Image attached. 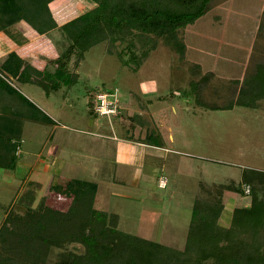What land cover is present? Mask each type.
Returning <instances> with one entry per match:
<instances>
[{
	"label": "rangeland",
	"instance_id": "rangeland-1",
	"mask_svg": "<svg viewBox=\"0 0 264 264\" xmlns=\"http://www.w3.org/2000/svg\"><path fill=\"white\" fill-rule=\"evenodd\" d=\"M84 1L92 5L55 0L56 13L49 8L60 21L58 9L67 19ZM178 34L183 55L158 38L136 69L115 54L118 46L112 51L101 41L50 96L33 86L34 101L50 118L34 110L40 119L24 120L16 166L0 167V224L10 210L59 206L45 202L49 194L69 205L59 186L86 179L97 183L93 209L117 213L119 230L182 249L198 182L238 181L243 167L264 169V98L253 108L227 106L238 82L264 61V0H210ZM41 36L40 44L57 55L69 44L60 27ZM114 88L118 114H96L94 93ZM223 201L229 211L250 199L225 192Z\"/></svg>",
	"mask_w": 264,
	"mask_h": 264
},
{
	"label": "trees",
	"instance_id": "trees-1",
	"mask_svg": "<svg viewBox=\"0 0 264 264\" xmlns=\"http://www.w3.org/2000/svg\"><path fill=\"white\" fill-rule=\"evenodd\" d=\"M52 1L0 0V31L12 34L11 27L24 21L39 35L56 27L67 35V47L40 70L13 51L0 63L17 83L32 81L37 73L35 83L48 92L65 74L75 77L67 70L75 71L84 53L101 41L112 51L118 46L115 54L136 69L158 38L183 55L178 33L206 12L210 0H90L91 7L62 24L49 8ZM0 84L2 94L4 89L15 92L2 77ZM263 98L264 61L238 82L237 97L227 106L253 108ZM1 105L18 111L0 114V167L13 169L23 122L34 114L17 110L9 100ZM58 189L59 195L70 196L65 211L43 204L6 213L0 224V264H264V169L243 167L238 181L198 182L182 249L119 230L117 213L93 211L95 181L70 179ZM225 192L244 194L250 202L225 210ZM222 216L227 223H221ZM52 249L59 251L50 263Z\"/></svg>",
	"mask_w": 264,
	"mask_h": 264
},
{
	"label": "crops",
	"instance_id": "crops-1",
	"mask_svg": "<svg viewBox=\"0 0 264 264\" xmlns=\"http://www.w3.org/2000/svg\"><path fill=\"white\" fill-rule=\"evenodd\" d=\"M55 1V0H54ZM60 2H62L61 0H59ZM53 2V1H52ZM50 2V3H52ZM66 2V1H65ZM85 2V1H84ZM49 3V4H50ZM68 3V2H67ZM86 4L84 5V7L82 9L79 10V12H77L76 14H74L71 17H68L67 19L63 17L64 16H60L61 14V9H58V16L60 17V21L58 20V18L56 17V21L58 24H62L68 20H70L71 18L75 17L76 15H78L79 13H81L82 11L87 10L89 7L88 2H85ZM51 9V8H50ZM68 10L70 11V8H68ZM60 14V15H59ZM54 15V14H53ZM55 17V15H54ZM11 33L12 34H8L6 32L0 31V63L2 61V59L11 51L16 52V54L23 60H26L27 62H29L30 64L34 65L35 67H37L38 70L46 67L45 63L48 60V58H55L57 56V53L55 54L52 50H50L49 48L45 47V44H40L41 41V35L37 34L36 32H34L24 21H19L17 24L13 25V27H11ZM51 67V69H55V65H51L49 66ZM0 77H2L14 90H9V89H4L3 94L1 93V84H0V114L1 113H5V114H9V115H14L16 113H18V111H14L12 109V107H10L9 105H1V101L2 103L5 102V100H9L13 105L17 106V110L21 111L20 109L26 110V111H30L32 114L36 115L34 110H39L44 116H47V109L42 108L40 105H38V103H36L34 101L33 96H38V94L36 93L37 90L36 88H34L33 86H39L37 83H35V81L39 78V75L36 73L35 75H32L31 80L32 81H24L22 83H17L15 81V79L12 77V75H10V73L7 72V70H1V65H0ZM42 88V87H41ZM9 90V91H8ZM43 93L44 96L48 97L50 96V94H53L52 91H46L45 89H43ZM8 92V93H7ZM17 92V94H16ZM19 94V95H18ZM27 100H23V97ZM57 96V95H54ZM63 99L65 98V95L61 96ZM29 103V104H28ZM31 105L34 106V108L31 107ZM14 108V107H13ZM31 116V117H25V120H39L40 118H38V116ZM21 116L20 114L15 115L14 117H19ZM50 118V117H49ZM161 141L163 139H160ZM148 146L150 147H160L159 149H167V147L162 146V144L158 143V145L156 144H152V143H146ZM145 144V145H146ZM153 145V146H152ZM165 180V179H164ZM165 185V184H164ZM50 195H54V194H49L45 200V202H56L57 205L59 206H63L62 208H60L59 206H51L48 205L50 207H53L55 209L61 210V211H65L69 206L68 205V201L64 198L61 197H54L49 198ZM54 199H56L54 201ZM231 201V200H230ZM232 202V201H231ZM66 207H65V205ZM46 205V204H45ZM93 211H96L95 209H93ZM225 213H228V211H226Z\"/></svg>",
	"mask_w": 264,
	"mask_h": 264
},
{
	"label": "built area",
	"instance_id": "built-area-1",
	"mask_svg": "<svg viewBox=\"0 0 264 264\" xmlns=\"http://www.w3.org/2000/svg\"><path fill=\"white\" fill-rule=\"evenodd\" d=\"M92 108L93 111L98 115H104L107 117L117 115L119 109L117 89H102L94 93ZM160 183L161 185H164V179H161Z\"/></svg>",
	"mask_w": 264,
	"mask_h": 264
}]
</instances>
